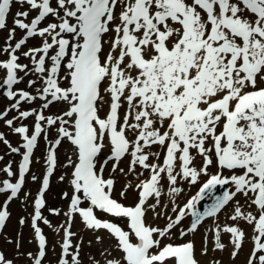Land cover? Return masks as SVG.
<instances>
[{"label": "snow or ice", "instance_id": "snow-or-ice-1", "mask_svg": "<svg viewBox=\"0 0 264 264\" xmlns=\"http://www.w3.org/2000/svg\"><path fill=\"white\" fill-rule=\"evenodd\" d=\"M13 3L14 0H0V30L7 27ZM15 3L28 5V10L15 13L6 46L0 47V55L7 56L0 60V84L7 87L6 96L13 101L10 108L0 112V120L23 143L13 147L3 133L0 142L21 155L22 162L18 182L4 180L0 194L10 193L16 198L22 191L42 133L47 139L48 130L55 128L57 134L49 142L44 190L57 165L56 148L62 140L74 146L76 159L69 156L67 165L73 169V193L65 213L69 221L67 226L55 229L64 231L58 264H81L79 244L74 247L72 243L75 233L71 231L70 219L75 215L82 218L86 228L106 230L115 238L123 264H198L192 242L177 245L163 241L173 230L181 236L195 232L204 217L216 216L237 195L255 209V214L244 211L235 201L234 214L229 217L253 227V247L246 264H264V0ZM30 12L36 15L29 21ZM17 29L24 36L13 44ZM30 38H39V45L23 50ZM21 56L29 64L20 63ZM25 76L35 77L27 82L34 94L14 90ZM38 100L42 102L39 108L21 109L22 103ZM57 103L64 105L63 110L45 115V110ZM104 105L108 110L102 117L99 113ZM12 110L17 115L5 119ZM29 118L34 120L31 130L27 125L14 126L16 121ZM106 147L110 148V155L98 169V157ZM197 156L202 159L199 168L194 164ZM125 157L129 158L127 172L119 168ZM109 161L113 162V172L119 168L128 175L140 168L137 178L144 171L149 173L137 184L126 185L137 192L135 205L125 206L112 198L115 181L102 175ZM213 164L217 171L210 174ZM3 171L9 177L15 175L11 164ZM201 177L207 179L201 183ZM163 181L169 185L170 197L183 191L178 186L180 181L201 186L198 195L183 207L173 202L171 212L175 218L168 216L161 229L146 225L145 214L149 209L155 212L160 205ZM217 186H231V190L217 197L206 212L197 211L198 202ZM81 195L90 207H81ZM64 196L68 198L67 193ZM150 199L154 203L149 204ZM44 206L41 191L32 220L38 241L35 264H42L46 256V237L37 222L52 227L42 216ZM96 209L127 218L131 231L102 221L95 214ZM50 212L60 214L55 209ZM189 213L194 219L185 231L182 222ZM8 216L5 203L0 210V230ZM221 232L231 234L230 255L235 259L243 247L245 232L238 226L216 225L214 250L223 251L226 247L221 242ZM100 239L98 236L97 241ZM202 254H207L206 247ZM0 264L13 261L0 252ZM107 264L121 261L108 260Z\"/></svg>", "mask_w": 264, "mask_h": 264}, {"label": "bare ground", "instance_id": "bare-ground-1", "mask_svg": "<svg viewBox=\"0 0 264 264\" xmlns=\"http://www.w3.org/2000/svg\"><path fill=\"white\" fill-rule=\"evenodd\" d=\"M19 6V5H16ZM11 20L13 19V15L11 14L9 16ZM20 31V29H18ZM5 35V31H1V37H0V47L5 45V42L7 41ZM108 36H105V40H107ZM30 42H33V44H36V42H40L39 38H33L30 40ZM38 46V45H32V47ZM105 49H107V44L105 45ZM1 58V57H0ZM22 63H29V60L25 57L22 56ZM21 76H24V73L21 74ZM35 77L32 76H25L24 79L21 81V84L18 86V88H26L29 90L30 89L27 87V82L29 79H32ZM23 83V84H22ZM107 97V94H105ZM12 102L7 104L0 105V112H3L5 109L10 108ZM27 103H22L21 104V109H23L24 105ZM36 104L32 105L35 106ZM106 105H104L101 109H104ZM64 108V105L61 103H57L54 105H51L50 108L47 110V114H59ZM126 108V105H125ZM122 110H124L122 108ZM17 113L15 110H12L9 112L8 118H13L16 116ZM29 121H31V118L28 120H21V121H16L15 123L17 125L21 124H27ZM2 121L0 120V132L5 134V138L10 141L11 140V145L13 147H18V143L20 141V136L18 134H15L10 130L7 126L1 125ZM16 125V126H17ZM56 132L55 128H51L48 130V135L47 139L44 138V134H41V142L40 146L37 147L36 151L34 152V158H33V164L31 166V169L28 173V180L26 183V191H30L33 194V197L30 198V201H33V198L35 197L39 191L36 187L39 182V180H43L44 170L45 165L43 164V161H45L47 157V152H48V147H49V142L54 141L56 139ZM5 146V145H4ZM6 149L0 146V152L2 153V159H0V168L2 167H7L9 165V162L11 158L13 157V154L10 149L5 146ZM73 147L70 144L63 143V145L60 147L58 151V169L53 175V180L54 176L58 172V179L53 183L52 180V185H50L48 191H47V200H48V206L56 207L60 210V214L56 217L55 225L53 230H48V236H49V243L47 245V258L45 261H51L53 264H57L59 260L61 259L62 255V249H61V244L63 242V236H64V231L61 229L59 232H57L55 229L58 228L60 225H65L67 222L68 217L65 216V213L69 209L70 205V197L73 193V187L70 183V180L72 178V167L67 166L68 165V157L71 156L73 160L76 159L75 154L73 152ZM47 149V150H46ZM154 151H158V149H153ZM195 155V153H193ZM163 154H161V157ZM8 160V161H7ZM128 162L129 158L125 157L124 159L121 160L119 163V168L125 169L127 172L128 169ZM159 162V161H157ZM195 166L198 168L202 164V159L197 156L196 160L194 161ZM34 167V168H33ZM119 168L113 172L111 169H109L108 174L110 176H114L117 178V183H116V191L115 195L120 194L121 189H127L125 197L119 196L120 200H125L126 203L132 202V200H136L137 197V192L134 190L132 187H126L127 184L131 183L132 185H135L139 182V180H143L146 178V173L144 171L143 176H140L137 178L136 173H139L141 171L140 168L136 169V173H129L128 175H124L119 171ZM217 170L215 164L211 165L209 167V171ZM32 174V175H31ZM225 175H228V172H224ZM5 172L1 173L0 171V185L2 183V180L4 178ZM29 176L30 179H29ZM35 176L37 177L36 180H33L32 177ZM61 177H63V180H61ZM40 182V184H41ZM162 191L163 195L160 198V205L155 209V212L152 209H149L146 212V219L147 222L153 226V227H159L163 229L166 224V217L167 216H172L175 218V214L171 212V208L173 206V202L177 204V200H181L185 197V195L192 191L196 192L198 187L196 185H190L186 181H180L178 183V186L183 189L181 194L177 197H170L168 195V188L169 185L167 184V181L162 182ZM40 187V185H39ZM220 187V186H218ZM222 190V187H220ZM68 194V198H65L64 194ZM25 194V193H24ZM210 194L208 193L207 196ZM197 196L196 194L191 195V197ZM212 198H217L218 195H211ZM2 194H0V205L3 201ZM187 201V200H186ZM235 201H239L240 205L242 206V210L244 211H253L255 214V209L254 208H249L248 204L245 201V198L242 195H237L235 197V200L231 202L232 205H230V202L225 205V207L214 217H207L202 225L198 227V229L195 232H189L188 235H186V238L184 239L185 241L187 240H193L195 243L194 246V253H195V258L200 262V264H210L214 263L216 261L219 262V264H246L247 257L252 250L253 247V241L252 237L254 235L253 232V227L249 225L247 222L244 221H233L229 219V217L232 215L233 211H231V208H234ZM149 204L154 203V200H149ZM199 204V203H198ZM197 204V205H198ZM181 206V204H180ZM11 217L8 219L6 225H5V231L10 234V236H14V244L9 242V237L5 235V231L2 233L0 242L1 246L5 250L7 257L11 258L12 260L15 261V263L19 262H26L29 263L31 259H29L26 255V249H30L32 252H37L38 247L36 243V238H35V232L32 228V220L33 218L29 217V226L28 228H20V226L16 229L12 223L11 220L17 218L21 219H28L26 216V213L22 212L18 208V203H15V201L11 204ZM33 210V208H32ZM156 212H161L162 215L157 216L155 213ZM189 215H191L189 213ZM189 215L187 217H189ZM126 220V218H120L119 221L123 222ZM182 225L184 227V230H187L189 226V218L185 219L182 222ZM216 225H219L221 228L224 226H238L240 227L246 234V238L243 244V247L239 251V254L235 257V259L232 258L230 253L232 252V246L230 244V233H223L221 232V242L226 245L225 249L223 251L220 250H214V244H215V238H214V229ZM73 232L76 233L75 241L77 243H80L82 248L79 251L80 252V261L81 264H95L96 261H99V264H107L108 260H116V261H121V264H123L122 261V253L121 251L115 247L117 241L115 238L111 237L110 234L106 230H98V231H93L88 228H86L84 222L82 221V218L79 217L78 215L75 217L74 223H73ZM176 230H173L172 233L169 235L168 238H175L174 240H178L180 238V234ZM17 236L21 239L20 242H18ZM101 237L100 241H97V237ZM32 238L33 243L28 244L26 243V239ZM202 237L204 238V244ZM16 238V239H15ZM206 240V241H205ZM185 241H176L175 243H182ZM164 243L170 242L169 240H164ZM207 249V254L204 255L202 254V251ZM61 252V253H60ZM45 263V262H44Z\"/></svg>", "mask_w": 264, "mask_h": 264}, {"label": "rangeland", "instance_id": "rangeland-1", "mask_svg": "<svg viewBox=\"0 0 264 264\" xmlns=\"http://www.w3.org/2000/svg\"><path fill=\"white\" fill-rule=\"evenodd\" d=\"M39 43L40 42H38L37 44H35V45H39ZM3 125H5V122L3 123ZM0 146L1 147H3L4 149H6V147L0 142ZM2 156V153L0 152V157ZM8 161V160H7ZM129 163V162H128ZM128 166V165H127ZM34 168V167H33ZM3 169L4 168H0V171H1V173H3ZM213 172H214V170H213ZM213 172H211V173H213ZM148 174V172L146 171V175ZM206 177H201V181H203L204 179H205ZM57 179H58V175L54 178V181H53V183L55 182V181H57ZM39 184H40V181L38 182V184H37V187H36V190L38 189V187H39ZM197 186H199V184H197L196 185V187ZM218 188H220V187H218ZM127 190V189H126ZM231 190V186H223L222 187V190L221 189H219V190H216L215 191V193H214V195H220V194H222L223 192H228V191H230ZM25 194H31V192L30 191H26L25 190V192H24ZM25 194H23V198H27V196L25 195ZM193 194H195V192H192V191H190V192H188L186 195H185V197L183 198V199H181V200H177V204L178 205H180V204H183V203H185V201H186V199H187V197H189L190 195H193ZM15 203H18V208H19V210H21L23 213L25 212V213H27V210H29L30 209V207L33 205V203L34 202H32V201H30L29 200V202H27L26 204H24V206H22L21 205V203H20V201H15ZM230 205H232L231 203H230ZM197 211H203L204 210V202L203 201H201V202H199V204L197 205V209H196ZM231 211H233V213L232 214H234V208H231L230 209ZM18 217V216H17ZM15 218V219H13V220H11V223H12V225L17 229L19 226H20V222H21V220L19 219V218ZM168 217V216H167ZM167 217H166V221H167ZM189 218V224H190V222H191V220L192 219H194L193 217H191V215H189V217H187V219ZM23 221H25L26 223H27V219H23ZM202 223H203V221L201 222V224L199 225V227L202 225ZM20 228H28V223L26 224V226H24V227H21L20 226ZM5 235L7 236V237H9V242H11V243H13L14 244V236H10V234L7 232V230L5 231ZM179 235V234H178ZM186 238V235L185 236H180V238L178 239V240H173L172 242H176V241H185L184 239ZM16 239V238H15ZM170 238H166V240H169ZM18 242H20L21 241V239L17 236V239H16ZM31 240H32V238H28L27 237V239H26V243H28L29 245L30 244H32L31 243ZM202 240H203V242H204V238L202 237ZM206 241V240H205ZM204 244H206V242H204ZM31 246V245H30ZM26 254L30 251V249H26ZM44 264H53L51 261H48V259H47V261H46V263H44Z\"/></svg>", "mask_w": 264, "mask_h": 264}, {"label": "water", "instance_id": "water-1", "mask_svg": "<svg viewBox=\"0 0 264 264\" xmlns=\"http://www.w3.org/2000/svg\"><path fill=\"white\" fill-rule=\"evenodd\" d=\"M216 189H214V190H212L211 192H208L210 195L209 196H207L208 195V193L205 195V197L203 198L204 199V201H205V203H206V209L203 211V212H206L214 203H215V198H212L211 197V195H213V192L215 191ZM224 195V193L223 194H221L220 195V197L221 196H223ZM203 212H201V213H203ZM205 218V217H204Z\"/></svg>", "mask_w": 264, "mask_h": 264}]
</instances>
